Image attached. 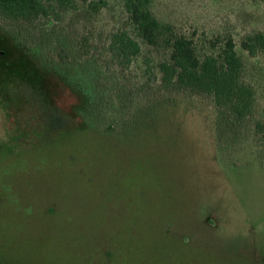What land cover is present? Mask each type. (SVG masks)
<instances>
[{
    "label": "rangeland",
    "instance_id": "374dc122",
    "mask_svg": "<svg viewBox=\"0 0 264 264\" xmlns=\"http://www.w3.org/2000/svg\"><path fill=\"white\" fill-rule=\"evenodd\" d=\"M95 1L0 19V264H264V54L240 45L264 33V1L152 6L201 53L234 39L255 96L244 123L165 91L171 48L140 39L122 0ZM117 31L142 48L128 68Z\"/></svg>",
    "mask_w": 264,
    "mask_h": 264
},
{
    "label": "trees",
    "instance_id": "16d2710c",
    "mask_svg": "<svg viewBox=\"0 0 264 264\" xmlns=\"http://www.w3.org/2000/svg\"><path fill=\"white\" fill-rule=\"evenodd\" d=\"M82 1L95 11L106 3ZM122 1L140 39L151 46H157L163 40L172 50L170 61L160 64L161 86L165 91L208 95L216 107L235 122L244 123L251 116L255 96L252 88L241 79L243 60L232 37L209 40L208 44L215 52L201 53L194 39L178 34L157 19L152 11L153 0ZM73 6L74 0H0V19L21 29L50 16L51 9L61 12ZM56 18H60L59 14ZM240 45L251 56L264 54V33H248ZM141 50L139 41L130 32L117 31L111 35L110 51L119 66L130 67ZM257 126L264 136V124Z\"/></svg>",
    "mask_w": 264,
    "mask_h": 264
}]
</instances>
